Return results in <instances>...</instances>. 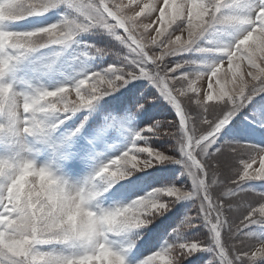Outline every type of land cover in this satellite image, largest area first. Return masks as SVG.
Wrapping results in <instances>:
<instances>
[{
    "label": "snow or ice",
    "instance_id": "1",
    "mask_svg": "<svg viewBox=\"0 0 264 264\" xmlns=\"http://www.w3.org/2000/svg\"><path fill=\"white\" fill-rule=\"evenodd\" d=\"M0 264H264V0H0Z\"/></svg>",
    "mask_w": 264,
    "mask_h": 264
},
{
    "label": "rangeland",
    "instance_id": "2",
    "mask_svg": "<svg viewBox=\"0 0 264 264\" xmlns=\"http://www.w3.org/2000/svg\"><path fill=\"white\" fill-rule=\"evenodd\" d=\"M155 111V115L158 117V118H163L167 115V113L164 112L163 108H160V109H153ZM169 119L171 117H168Z\"/></svg>",
    "mask_w": 264,
    "mask_h": 264
}]
</instances>
